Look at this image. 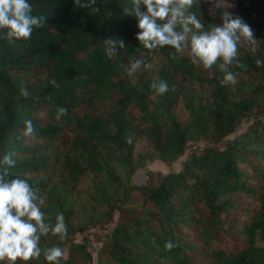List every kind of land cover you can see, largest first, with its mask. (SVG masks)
Segmentation results:
<instances>
[{
  "label": "trees",
  "instance_id": "16d2710c",
  "mask_svg": "<svg viewBox=\"0 0 264 264\" xmlns=\"http://www.w3.org/2000/svg\"><path fill=\"white\" fill-rule=\"evenodd\" d=\"M29 3L46 17L30 40L0 31V158L14 153L10 176L29 180L49 222L65 217L67 237L42 236L41 249L60 246V264H95L77 235L109 230L119 211L97 264H264V66L255 63L264 61V0H200L190 10L208 29L230 4L253 29L258 42L242 38L239 49L246 68L230 69L235 85L221 84L222 61L206 70L187 52L172 59L170 46L144 48L137 18L123 12L131 0ZM108 38L125 48L109 57ZM133 57L151 67L129 74ZM161 80L165 95L151 88ZM187 154L181 170L158 174L159 184H133L149 161ZM16 264L49 262L42 252Z\"/></svg>",
  "mask_w": 264,
  "mask_h": 264
},
{
  "label": "clouds",
  "instance_id": "9594fccd",
  "mask_svg": "<svg viewBox=\"0 0 264 264\" xmlns=\"http://www.w3.org/2000/svg\"><path fill=\"white\" fill-rule=\"evenodd\" d=\"M96 0H74V4L81 7H91ZM144 5L146 11H141ZM199 5L200 0H131V7L123 9L124 14L135 16L138 20L139 32L136 39L144 48L153 50L170 46L176 53L187 52L193 64L202 65L211 70L217 65L224 72L221 84L235 85L238 73L232 68L245 69L246 65L239 60L241 40L255 45L254 31L240 17H233L224 12L222 24L213 25L206 29L201 18L190 11ZM232 5L226 4L225 7ZM29 0H0V31H5V37L12 40H30L35 29L46 23V17L34 16ZM3 38V37H0ZM109 57L116 55V46L125 48L124 41L108 38L103 41ZM255 50V49H253ZM258 67L264 66V61L256 60ZM151 65L144 59L133 57L127 71L136 73L141 69H148ZM51 83L58 86L55 80ZM151 88L158 95H165L169 91L166 81L153 83ZM23 95L28 92L22 90ZM60 115H66L67 109L58 108ZM32 122L25 121V134H32ZM14 153H6L0 158V262L16 264L18 259L25 262L38 259L42 252L49 264H60L64 250L60 246L41 249L42 236L49 233L64 240L68 235V228L63 213L55 217V223L49 222L43 207L45 200L38 196L37 190L28 179L11 177L9 169L14 167ZM178 244L166 242L165 247L171 250Z\"/></svg>",
  "mask_w": 264,
  "mask_h": 264
},
{
  "label": "rangeland",
  "instance_id": "374dc122",
  "mask_svg": "<svg viewBox=\"0 0 264 264\" xmlns=\"http://www.w3.org/2000/svg\"><path fill=\"white\" fill-rule=\"evenodd\" d=\"M218 2H224V0H216ZM211 5V4H210ZM226 12L233 14L235 12V7L232 5L231 7H226ZM248 125H245L242 130L247 129ZM207 141H201L200 145L204 146L206 145ZM188 156V154L180 159L179 161L173 163V164H167L159 159H155L152 161H149L147 165L141 169H139L136 174L132 178V182L135 185H144L147 183L148 178H151L153 183L155 185L159 184V176L158 174H167L170 172H177L181 170L182 163L185 160V158ZM122 220V213L116 212L114 223H118ZM113 224L109 226V230L112 229ZM108 229H100V228H94L90 229L84 232H81L77 235V241L78 242H86L89 244V250L94 256L95 264H97V252L100 249L102 245V237L105 236L108 232ZM259 245H263L262 242H258Z\"/></svg>",
  "mask_w": 264,
  "mask_h": 264
}]
</instances>
